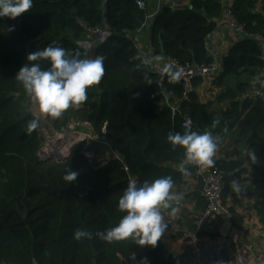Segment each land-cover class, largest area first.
Returning <instances> with one entry per match:
<instances>
[{"label":"trees","instance_id":"obj_1","mask_svg":"<svg viewBox=\"0 0 264 264\" xmlns=\"http://www.w3.org/2000/svg\"><path fill=\"white\" fill-rule=\"evenodd\" d=\"M260 2L234 1L232 14L247 36L224 58L216 82L220 94L214 102H202L196 91L182 99V85L165 81L170 101L182 111L175 118L161 103L158 75L147 68L130 39L146 20L137 0H33L28 13L15 20L0 18V264H127L132 256L152 264H174L165 234L154 248L131 239L109 243L96 234L116 226L126 214L118 211V202L130 181L139 185L170 176L174 188L186 185V176L176 170L184 159L183 149H173L167 140L170 133L186 131V117L194 123L192 131L218 137L214 161L225 174L224 203L232 201V226L242 229L232 186L247 181L246 160L217 154L230 138L253 151L257 162L264 160V104L255 90L264 71V0L258 9ZM225 3L191 0L185 10L163 7L150 28L151 47L181 64H210L207 44ZM104 26L114 31L106 43L89 53L78 47L87 29ZM11 27L15 30L8 31ZM50 45L73 55L78 52L81 59L105 58L100 84L87 90L83 104L70 106L53 123L89 124L119 160L98 169L81 154L60 163L40 161L44 140L38 128L29 131L28 123L35 117L27 112L28 96L15 76L29 53ZM68 169L78 173L70 184L63 180ZM254 169L264 177L262 167ZM198 181L193 194L203 201V210V184ZM258 186L253 209L264 223V184ZM76 230L88 231L93 238L77 241ZM225 259L234 264L230 257Z\"/></svg>","mask_w":264,"mask_h":264},{"label":"clouds","instance_id":"obj_2","mask_svg":"<svg viewBox=\"0 0 264 264\" xmlns=\"http://www.w3.org/2000/svg\"><path fill=\"white\" fill-rule=\"evenodd\" d=\"M33 7V0H0V18H16L28 13ZM14 27L8 31H14ZM159 59V57H157ZM25 63L15 76L25 90L29 100L38 106L41 114L58 118L70 106H78L87 100V90L100 84L104 74L103 56L95 58H80V53L74 55L62 46H47L31 52ZM150 61L145 60L144 63ZM47 64V67H43ZM178 75V74H177ZM39 126V120L29 121V131ZM168 142L173 149H183L184 159L179 171L189 175L188 165L201 168L212 167L214 156L218 151V137L210 132L198 133L186 130L183 134H169ZM249 160L256 163L253 151ZM78 173L68 169L63 180L69 184L77 179ZM172 177L144 181L137 184L135 180L128 183L118 202V211L126 213L119 223L96 235L106 242L133 240L136 245L154 248L168 228L164 222L161 209H171L175 216L182 196L173 192ZM92 239V234L85 230H76L73 239Z\"/></svg>","mask_w":264,"mask_h":264},{"label":"built area","instance_id":"obj_3","mask_svg":"<svg viewBox=\"0 0 264 264\" xmlns=\"http://www.w3.org/2000/svg\"><path fill=\"white\" fill-rule=\"evenodd\" d=\"M149 0H137V6L141 11L146 12V20L141 29L135 34L133 38H130L133 47L141 56L143 61L148 60L149 63H145L147 68L153 73L158 75V88L161 95V103L166 105L170 111L173 118L181 115L182 111L178 103L171 102L170 97L167 95L164 84L165 81L173 79L179 82L183 87L182 99L187 100L190 93L200 89L214 90L217 95L220 94V90L216 87L217 79L221 76L223 72V60L226 57L229 46L224 45L220 49H214L208 51L212 57L210 64L199 65L197 63H186L181 64L176 60L166 58L162 54L157 55L154 49H152L151 55L154 59H146V55L143 54V48L141 47L140 36L146 30H150L153 20L156 15L167 6L173 10H185L191 6V0H157V8L155 11L151 12L148 8ZM235 0H226L224 6V14L222 18L217 23V30L227 29L237 34L240 40L245 38L247 34L240 27L233 14L232 9ZM263 0L258 5L261 9ZM216 32V31H215ZM114 31L109 29L107 26L96 27L87 29L86 36L83 40L78 41L77 45L86 52H91L94 47L106 43L110 37H112ZM208 48V44H207ZM159 57V59H157ZM178 74V75H177ZM260 86V85H259ZM261 91H256L258 96L261 97L264 104V79L262 80ZM199 95V94H198ZM216 95V97H217ZM215 97V98H216ZM155 99V96H152ZM182 127L185 130H193L194 123L191 118L186 117L182 123ZM89 146H85L86 152ZM115 160H119V157H115ZM195 174L198 179L201 180L203 184V197L205 200V208L195 217L193 221V228L189 233L184 235L185 238L190 239L191 245V257L189 259L175 258L174 264H206L204 258V250L201 246L200 236L201 234L211 228H214L220 221L218 212L223 210L231 217L229 212V205L224 203V189H225V174L221 171L216 164L212 167H198L195 166ZM161 214L164 216V222L168 224V228L165 231V239L173 238L181 233V229L176 224V221L171 217L166 216L164 210L161 209ZM237 264H243V256L238 254L236 256ZM127 264H152L146 260L139 261L135 256H132Z\"/></svg>","mask_w":264,"mask_h":264},{"label":"crops","instance_id":"obj_4","mask_svg":"<svg viewBox=\"0 0 264 264\" xmlns=\"http://www.w3.org/2000/svg\"><path fill=\"white\" fill-rule=\"evenodd\" d=\"M157 2V0L148 1V8L151 12L156 10ZM140 40L143 48L142 52L146 55V59H154L150 48V30L144 31L140 36ZM239 41L240 37L230 30H216L208 40V51L220 49L224 45H228L230 49ZM263 79L264 71L257 79L255 85L261 86ZM197 93L204 103L214 102L217 95L214 90L202 91L200 87ZM250 153L251 151L247 147L228 138L221 152L217 154V157L227 160L245 159L248 174L246 175L247 181L236 183L232 186L239 200V204L234 207L236 212L243 218L241 222L242 229L232 226L229 236L226 238L222 237L219 234V229L223 225L224 219L221 218L214 228L204 231L200 236V243L204 250L206 264H219V262L226 264L228 262L225 259L226 257H230V259L234 260V264H237L236 256L238 254L243 256V264H264V223L260 221L253 209L256 200L254 193L260 192L258 184H264V177L260 176L261 173L254 168L262 167L264 170V160L256 161L253 164L249 160ZM107 159L110 160L108 157ZM187 167L192 170L185 177L184 182L186 185L182 188L172 189L173 192L182 196L179 203L174 204L175 207L179 208V212L173 216L170 214L171 209H163L166 216L174 219L181 229V233L178 236L166 239L169 254H172L175 258L183 259L191 257L192 245L191 240L185 238L184 235L192 230L193 221L203 207V201L195 198L193 194L199 183L195 174V166L188 165ZM176 170L179 171V167H176ZM254 182L256 183L253 184ZM228 204L231 206L232 201H228Z\"/></svg>","mask_w":264,"mask_h":264},{"label":"rangeland","instance_id":"obj_5","mask_svg":"<svg viewBox=\"0 0 264 264\" xmlns=\"http://www.w3.org/2000/svg\"><path fill=\"white\" fill-rule=\"evenodd\" d=\"M225 43V41H224ZM256 91H261L260 86L255 87ZM27 112L39 120V132L43 137L44 146L39 153L40 159H47L52 154L64 157V160L81 154L84 156L93 155L96 160H104L107 157L115 159L119 155L112 150L111 145L103 138L97 136L87 123L69 121L56 127L53 123L55 118L41 114L38 106L28 98ZM88 147L86 152L85 146ZM54 151V152H51ZM49 163H57L50 161Z\"/></svg>","mask_w":264,"mask_h":264},{"label":"water","instance_id":"obj_6","mask_svg":"<svg viewBox=\"0 0 264 264\" xmlns=\"http://www.w3.org/2000/svg\"><path fill=\"white\" fill-rule=\"evenodd\" d=\"M102 1L105 2V0H102ZM86 157L90 160L93 168H95V169H98L102 165L107 164V162H109L110 160H115V159H110V160H106V159L101 160V159H99V160H96L93 157L92 154L89 155V156H86ZM52 160L53 161H56L57 163H60V162L64 161V157H60L57 154H52L49 157H47V159H45V160L44 159H40V161L46 162V163H48V162H50ZM218 215H219L220 218L224 219V223H223V225L219 229V234L222 237H225L226 238V237L229 236V234L231 232V229H232L231 217H229L228 214L226 212H224L223 210H220L218 212ZM23 218H26V214H23Z\"/></svg>","mask_w":264,"mask_h":264},{"label":"bare ground","instance_id":"obj_7","mask_svg":"<svg viewBox=\"0 0 264 264\" xmlns=\"http://www.w3.org/2000/svg\"><path fill=\"white\" fill-rule=\"evenodd\" d=\"M51 152H54V151H51Z\"/></svg>","mask_w":264,"mask_h":264}]
</instances>
